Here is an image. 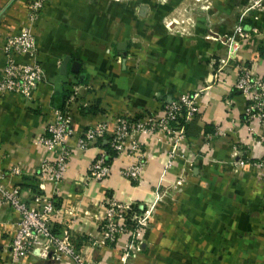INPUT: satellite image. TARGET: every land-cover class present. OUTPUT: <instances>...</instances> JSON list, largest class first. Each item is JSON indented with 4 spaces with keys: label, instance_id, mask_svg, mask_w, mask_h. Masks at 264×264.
Masks as SVG:
<instances>
[{
    "label": "crops",
    "instance_id": "crops-1",
    "mask_svg": "<svg viewBox=\"0 0 264 264\" xmlns=\"http://www.w3.org/2000/svg\"><path fill=\"white\" fill-rule=\"evenodd\" d=\"M211 1L210 17L193 20L200 30L190 39L157 35L155 43L158 47L167 43L171 57L158 49L134 67L140 46L132 44L126 50L144 22L135 18L130 3L52 0L35 29L44 82L29 101L13 93L0 95V181L18 186L28 205L34 195L49 191L38 179L41 162L56 155L38 143L45 124L52 110H70L72 149L55 198L54 232L67 229L84 264H122L127 236L114 245L93 244L107 201L135 204L142 211L146 206L155 208L142 252L124 264H264V180L248 164L234 165L231 160L233 148L238 153L234 161L249 163L264 156V126L257 119L243 118L246 100L234 90L241 66L254 78L264 79V10L240 19L244 0ZM24 3L0 0V79L4 42L23 27ZM191 6V0H169L153 8L152 14L160 17L168 9ZM153 21L159 24L160 19ZM238 23L245 30L256 28L257 33L238 41L236 59L230 60L222 43L225 37H235ZM183 39L196 45L186 46ZM195 51L200 52L199 59ZM220 53L225 63L216 59ZM23 61L16 57L17 63ZM218 62L223 65H217L219 69ZM198 90L202 96L197 114L187 124L186 140L170 166L171 141L156 133L144 141L139 182L119 175L129 161L121 155L112 157V173L103 182L86 178L89 164L108 149L114 115L159 110L179 95ZM104 114L110 117L105 137L94 147L77 149L80 133ZM16 168L19 175L14 174ZM178 176L186 179L180 193L173 189ZM18 218L10 207L0 205V264H11L9 245ZM15 264L54 263L26 257ZM55 264L71 263L63 259Z\"/></svg>",
    "mask_w": 264,
    "mask_h": 264
},
{
    "label": "built area",
    "instance_id": "built-area-1",
    "mask_svg": "<svg viewBox=\"0 0 264 264\" xmlns=\"http://www.w3.org/2000/svg\"><path fill=\"white\" fill-rule=\"evenodd\" d=\"M48 1L25 0V4L31 11L32 17L39 19ZM254 10L263 11L264 0H244L238 16L244 18ZM256 33V28L245 30L242 25H236L235 37L227 38L225 48L227 59L235 60L237 42L249 40ZM36 51L35 38L31 32H22L5 40L3 46L5 63L0 79L1 96L13 93L27 101L31 99L32 93L45 80ZM18 56L25 58V61L17 63ZM234 90L240 92L246 100L243 112L246 120L257 119L264 126V79L254 78L246 66H241ZM201 96V90L184 93L174 101L164 104L159 110L114 115V129L108 142L112 156L121 155L129 158L128 164L119 171V175L132 182H139L141 170L145 165L142 153L144 141L156 133L168 137L171 141L170 159L167 162L170 166L177 156L180 145L186 140L185 130L181 124H187L195 118L198 111L197 100ZM104 117L80 133L75 144L77 149L86 150L101 142L108 130L110 118L108 114H104ZM70 123L69 109L52 110L50 119L45 124V134L38 142L46 151L50 153L56 151L54 158L41 162L38 171V179L43 187L49 190L47 193L34 195L33 204L28 205L23 200L18 186L8 187L0 181V205L10 207L19 216L15 234L9 245L11 264L18 263L26 257L33 260H49L54 264L63 259L71 264H84L71 243L67 229L60 234L54 232V220L58 213L55 198L59 194V185L64 179L72 149L68 144V140L73 136ZM233 149L232 164H248V167L264 179V156L255 162L234 161L238 153L235 148ZM112 156L107 151H102L89 164L86 178L97 182H103L109 178L112 173ZM14 174L19 175L17 168ZM185 183L184 176H178L173 187L176 193H180ZM134 206L137 207L135 204L107 201L99 235L94 237L93 241V244L98 246L114 245L121 236H127L129 242L120 254L122 264L142 252L145 245L144 234L148 230V225L154 222L151 219V216L155 214L153 206H146L143 211L142 208L137 207L139 212L133 209ZM128 226H133V230H130Z\"/></svg>",
    "mask_w": 264,
    "mask_h": 264
},
{
    "label": "rangeland",
    "instance_id": "rangeland-1",
    "mask_svg": "<svg viewBox=\"0 0 264 264\" xmlns=\"http://www.w3.org/2000/svg\"><path fill=\"white\" fill-rule=\"evenodd\" d=\"M51 1L52 0H49L48 3H50ZM114 1L115 2H122L125 4L130 3V6H131L130 9H131V12L133 13V15L135 16V18L140 19L141 21L144 22L143 29H139V31L136 32L137 35L134 34V36H133L134 38H133V40H130V42H128V43H130V45L127 46L128 50H126V52H129L132 44H136V45L140 46V52H139V54L137 53L138 55L135 56V58H134L135 59V61H134L135 65H133L134 67H138L140 65L141 60H142V58L145 57V55L153 56L152 53L158 49H163L166 51V53H164V56L166 58L171 57L173 52L169 51L167 43H162L160 47H158V45L155 43V42H158V40H159L157 38L158 37L157 35L172 36V37L181 36L182 38L190 39L191 35L196 34L194 32L195 30L197 31L198 28L200 30V27L194 26L193 20L196 18H200V17L207 20V18L210 17L209 16L210 8L212 6L214 7V2L211 0H191V3L193 6L183 7V9L179 8L180 10L178 9V11H174V9L173 10L168 9V10L163 12V15L158 17L157 15L152 14V9L158 8L157 6H159V4L162 5V3H164V2L167 3V2H169V0H114ZM24 6L26 9V16H25L26 20L23 24V27L18 32V34H20L22 32H31V33H33V37L35 38V35H36L35 29L38 28V25L41 22V20L43 19L45 14L43 13L41 18L35 19V17L34 18L32 17L31 11L27 8V4H25ZM188 8H190V9H188ZM205 11H207V12H205ZM44 12H45V10H44ZM217 12L219 14H221V12H219V11H217ZM33 13H35V12H33ZM138 15H140V16H138ZM155 17H156L157 21H158V19H160L159 24L156 22L154 23L153 20ZM239 18L241 19V17H239ZM210 24H211V22H210ZM210 24L209 25L206 24V27H205L206 30L211 29ZM237 25H239V23ZM133 33H134V31H133ZM13 36H15V35H12L8 38H12ZM198 36L200 37L199 34H198ZM35 40H36V38H35ZM183 41H184V44L186 46H189V45L195 46L196 45L195 43L193 44L192 41H187L184 39H183ZM222 45L224 47L223 51H225V48L227 46V38L226 37H225V40L222 43ZM217 52L218 51H215V53H217ZM199 54H200V52H197V51H195V53H194V55L197 59L200 58ZM221 56H222V53H220L219 58L216 57V59L223 61V63H225L226 61H224L223 58L221 59ZM213 57H215V55ZM210 63H211V61H210ZM217 65H220V67L223 66L220 64V62H218L215 65V68H217V69H219V67H217ZM198 91H200V90H198ZM258 159L254 160L253 162L257 161ZM262 180H264V179H262ZM162 191H164V190H162ZM159 195H161V192L159 193ZM148 229H149V225H148Z\"/></svg>",
    "mask_w": 264,
    "mask_h": 264
},
{
    "label": "trees",
    "instance_id": "trees-1",
    "mask_svg": "<svg viewBox=\"0 0 264 264\" xmlns=\"http://www.w3.org/2000/svg\"><path fill=\"white\" fill-rule=\"evenodd\" d=\"M242 116H243L244 119H246L244 114H243ZM188 123H189V122H188ZM188 123H187V124H188ZM187 124H181V125L184 127V130L186 129ZM208 132H209V131H208ZM107 152L110 153L111 156L113 155V153H112V151H111V149H110V147H109V144H108ZM112 157H113V156H112ZM133 209H134L135 211H138V212L140 211L136 206H134ZM128 225H129V223H128ZM128 228H129L130 230H133V226H128Z\"/></svg>",
    "mask_w": 264,
    "mask_h": 264
},
{
    "label": "water",
    "instance_id": "water-1",
    "mask_svg": "<svg viewBox=\"0 0 264 264\" xmlns=\"http://www.w3.org/2000/svg\"><path fill=\"white\" fill-rule=\"evenodd\" d=\"M122 48H123V47H122ZM122 48H121V49H122ZM73 66H75V65H73ZM77 66H78V64H77ZM61 69H62V71H64V69H65V62L62 64V68H61ZM75 71H76V70H75Z\"/></svg>",
    "mask_w": 264,
    "mask_h": 264
},
{
    "label": "bare ground",
    "instance_id": "bare-ground-1",
    "mask_svg": "<svg viewBox=\"0 0 264 264\" xmlns=\"http://www.w3.org/2000/svg\"><path fill=\"white\" fill-rule=\"evenodd\" d=\"M153 216H154V214L151 216V219H152Z\"/></svg>",
    "mask_w": 264,
    "mask_h": 264
}]
</instances>
